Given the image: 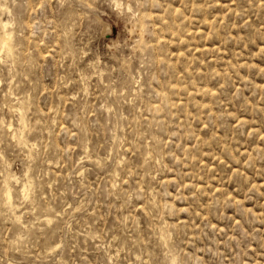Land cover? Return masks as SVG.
Returning a JSON list of instances; mask_svg holds the SVG:
<instances>
[{
    "label": "rangeland",
    "instance_id": "obj_1",
    "mask_svg": "<svg viewBox=\"0 0 264 264\" xmlns=\"http://www.w3.org/2000/svg\"><path fill=\"white\" fill-rule=\"evenodd\" d=\"M1 4L0 264H264V0Z\"/></svg>",
    "mask_w": 264,
    "mask_h": 264
},
{
    "label": "bare ground",
    "instance_id": "obj_2",
    "mask_svg": "<svg viewBox=\"0 0 264 264\" xmlns=\"http://www.w3.org/2000/svg\"><path fill=\"white\" fill-rule=\"evenodd\" d=\"M115 2H116V1H115ZM2 3H3V1H2ZM117 3H118V2H117ZM0 6H3V5L1 4ZM0 15H1V14H0ZM2 20H3V19H2ZM10 20H11V19H10ZM7 24H8V23L5 22V20H4V23H3L4 28H3V30L6 28V25H7ZM11 24H12V23H11ZM11 28H12V27H11ZM4 31H5V30H4ZM5 32H6V31H5ZM11 32H12V31H11ZM6 33H7V32H6ZM11 38H12V37H11ZM2 39H3V38H2ZM10 42H11V41H10ZM2 43H3V42H2ZM6 49H7V48H6ZM8 49L10 50V47H9ZM5 52H6V51H5ZM3 53H4V52H3ZM6 53H7V52H6ZM2 55H3V54H2ZM8 55H9V54H8ZM1 57H2V56H1ZM18 107H19V106H18ZM18 107H17V108H18ZM15 110H16V108H15ZM20 111H21V108H20ZM17 112H18V111H17ZM21 115L23 116V114H21ZM21 115H19V116H21ZM19 116H18V117H19ZM19 119L21 120V117H19ZM20 122H21V121H20ZM9 123H11V122H9ZM7 124H8V123H7ZM7 124H6V125H7ZM12 124H13V123H12ZM23 124H24V123H23ZM23 124H22V125H23ZM9 125H10V124H9ZM18 126L20 127V125H18ZM9 127H10V126H9ZM19 127H18V128H19ZM6 128H7V127H6ZM11 128H12V127H11ZM19 129H20V128H19ZM21 129H22V128H21ZM6 130H7V129H6ZM11 130H12V129H11ZM23 130H24V129H23ZM15 131H16V130H15ZM21 131H22V130H21ZM11 133H12V132H11ZM12 134H13V133H12ZM14 134H15V133H14ZM18 134H19V133H18ZM16 135H17V134H16ZM12 136H14V135H12ZM17 136H18V135H17ZM14 137H15V136H14ZM7 184H8V183H7ZM8 186H9V185H8ZM21 186H22V185H21ZM23 186H24V185H23ZM23 186H22V187H23ZM22 187H21V188H22ZM9 188H10V186H9ZM24 188H25V187H24ZM24 188L22 189V195L25 194V189H24ZM26 190H27V189H26ZM9 191H10V190H9ZM4 192H5V191H4ZM8 195H9V196L11 195L10 192L8 193ZM20 196H21V194H20ZM10 198H11V197H10ZM6 201H7V199H6ZM12 204H15V203H12ZM7 205H8V204H7ZM12 206H13V205H12ZM15 206H16V205H15ZM15 206H14V207H15ZM9 207H11V206H9ZM7 209H9V208H7ZM11 212L13 213L14 211H11ZM11 212H10V213H11ZM18 213H19V212H18ZM16 214H17V213H16ZM11 215H13V214H11ZM44 215H45V214H44ZM14 216H15V215H14ZM16 217L18 218V216H16ZM46 220H47V219H46Z\"/></svg>",
    "mask_w": 264,
    "mask_h": 264
}]
</instances>
